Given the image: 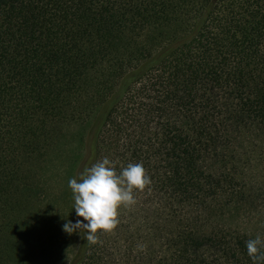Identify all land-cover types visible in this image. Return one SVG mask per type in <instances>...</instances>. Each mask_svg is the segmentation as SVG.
Masks as SVG:
<instances>
[{
    "label": "trees",
    "instance_id": "1",
    "mask_svg": "<svg viewBox=\"0 0 264 264\" xmlns=\"http://www.w3.org/2000/svg\"><path fill=\"white\" fill-rule=\"evenodd\" d=\"M105 157L151 183L91 243L51 204ZM259 215L264 0H0V264H252Z\"/></svg>",
    "mask_w": 264,
    "mask_h": 264
},
{
    "label": "clouds",
    "instance_id": "2",
    "mask_svg": "<svg viewBox=\"0 0 264 264\" xmlns=\"http://www.w3.org/2000/svg\"><path fill=\"white\" fill-rule=\"evenodd\" d=\"M141 163H129L117 173L107 158L93 164L76 178L68 181L73 193L75 222L66 220L62 230L72 234L83 230L86 241L97 243V233H110L118 225V209L135 204L134 190H143L150 184ZM85 221L87 223H85ZM143 250L142 245L137 246ZM246 252L252 264H264V240L260 236L246 241Z\"/></svg>",
    "mask_w": 264,
    "mask_h": 264
},
{
    "label": "rangeland",
    "instance_id": "3",
    "mask_svg": "<svg viewBox=\"0 0 264 264\" xmlns=\"http://www.w3.org/2000/svg\"><path fill=\"white\" fill-rule=\"evenodd\" d=\"M61 180V177L59 178V181ZM70 179H63L60 187V190L56 192V195L54 197V203L52 201V206L54 205V208H56L58 211L65 213V218L67 215L70 216L69 220L75 222L77 219L73 206H74V199H73V193L71 189L68 186V181ZM66 221V219H64ZM241 229L249 234L260 236L261 238H264V216L259 215L255 217H251L247 220H241L239 222Z\"/></svg>",
    "mask_w": 264,
    "mask_h": 264
}]
</instances>
